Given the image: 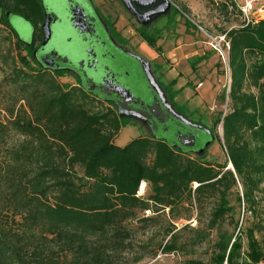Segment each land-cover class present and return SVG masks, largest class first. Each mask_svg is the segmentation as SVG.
Instances as JSON below:
<instances>
[{
  "label": "trees",
  "instance_id": "1",
  "mask_svg": "<svg viewBox=\"0 0 264 264\" xmlns=\"http://www.w3.org/2000/svg\"><path fill=\"white\" fill-rule=\"evenodd\" d=\"M222 3L226 16L236 13L241 24L224 31L231 85L222 100L228 98L229 109L214 123H222L228 160L218 167L148 136L118 146L114 140L122 119L113 106L102 107L98 100L103 98L79 85L65 89L42 69L34 74L12 68L9 82L20 87L17 101L24 103L0 122V146L7 135L18 136L0 156V264H115L131 245L125 222L147 200L156 211H173L193 196L218 194L213 226L233 209L227 190L239 182L244 210L256 204L264 181V20L246 24L233 0ZM0 9L16 11L33 24L43 20L39 0H3ZM1 22L22 41L7 17ZM143 31L148 44H155ZM229 163L233 168H227ZM142 181L148 183L143 198L137 196ZM240 232L221 237L210 261L186 264L263 262L254 231L246 249ZM170 234L162 246L165 253L178 248L177 234Z\"/></svg>",
  "mask_w": 264,
  "mask_h": 264
},
{
  "label": "rangeland",
  "instance_id": "2",
  "mask_svg": "<svg viewBox=\"0 0 264 264\" xmlns=\"http://www.w3.org/2000/svg\"><path fill=\"white\" fill-rule=\"evenodd\" d=\"M44 1L48 7L51 6L50 0ZM170 1L172 5L165 13L148 23H142L124 4L115 0H96L114 30L115 37L129 51L148 62L154 79L167 86L166 92L171 93L174 98L172 102L181 107V113L193 123L211 130L212 140L204 130H196L198 139L195 150H201L208 141L211 142L199 152L188 151L185 154L204 164L218 167L227 162L228 156L222 123L215 126L214 122L221 113L224 116L229 109L228 98L223 101L222 94L224 91L228 93L231 85L228 50L225 42H222L220 51L218 43L225 30L241 24V17L234 12L227 17L222 0ZM238 1L243 3V0ZM9 10L0 9V122L11 118L9 110H18L24 103L23 100L17 101L23 95L20 87L9 82L12 68L20 67L34 74L41 72L28 45L23 41L18 42L16 35L10 34L8 27L1 22L2 17H7ZM9 24L22 40H33V22L17 13L11 15ZM143 30L152 35L149 37L155 39V44H148ZM102 35L106 38L104 32ZM106 40L120 61L141 65L122 46L110 43L107 38ZM57 46L67 50L63 44L57 43ZM23 57H27L26 61ZM108 63L116 66L112 60H108ZM45 73L55 76L65 89L78 85L70 75L46 70ZM120 81L134 93L146 96L141 83L136 84L126 75H122ZM98 101L103 102L102 107H111L103 99ZM148 134V128L141 121L124 118L114 142L123 147L134 138ZM17 139L15 134L5 137L8 143ZM6 143L0 146V156L6 152ZM196 186L195 183L194 187ZM239 195H243L240 182L227 190V198L233 209L216 226L212 225V220L220 201L218 194L193 196L192 202L177 203L173 211L170 208L156 211L152 201L147 200L146 205L138 209L134 217L126 220L131 245L117 256L115 264H186L189 259L210 261L216 250V242L221 237L227 238L239 231L245 249L250 230L254 231V236L260 240L264 249V181L257 192V202L251 208L247 205L244 210V203L239 200ZM146 209L151 210L150 215L145 214ZM146 218L150 220H145ZM170 231L177 234L178 248L165 253L162 246L170 239ZM200 236L205 239L197 243ZM259 264H264V261Z\"/></svg>",
  "mask_w": 264,
  "mask_h": 264
},
{
  "label": "flooded vegetation",
  "instance_id": "3",
  "mask_svg": "<svg viewBox=\"0 0 264 264\" xmlns=\"http://www.w3.org/2000/svg\"><path fill=\"white\" fill-rule=\"evenodd\" d=\"M115 1L124 4L129 10L123 0ZM39 2L43 20L39 23L34 22V38L28 46L32 47L34 61L40 69L70 75L89 93L105 99L116 109L117 113L121 108L125 112L131 111L136 114L137 116L132 118L141 121L148 128V137L170 142L183 152L195 150L196 144L192 148L183 147L179 139L184 141L189 135L194 134L197 143L196 130L198 129L184 125L174 116V113L166 108L160 96L149 84L142 64L120 61L112 52L111 46L107 45L106 38L110 43L115 42L122 46L129 56L136 59L132 52L115 37L114 30L96 0H50L51 6L49 7L44 0H39ZM8 12L11 15L17 14L13 10ZM11 15L7 16L8 22ZM18 15L23 17L20 13ZM47 18L50 21L51 36L45 43L44 25ZM103 32L106 38L102 35ZM57 43L65 45L67 50L60 49ZM44 60L48 63L45 64ZM108 60L115 62L116 66H112ZM122 75L128 76L136 84L141 83L146 96L134 93L131 88L122 83L120 81ZM158 85L167 94L168 100L174 102L171 93L166 92L167 86H164L160 80ZM121 87L130 94L118 95L115 90L123 91ZM127 97L133 101L126 103L124 98ZM173 107L177 112H182L181 107L175 103Z\"/></svg>",
  "mask_w": 264,
  "mask_h": 264
},
{
  "label": "water",
  "instance_id": "4",
  "mask_svg": "<svg viewBox=\"0 0 264 264\" xmlns=\"http://www.w3.org/2000/svg\"><path fill=\"white\" fill-rule=\"evenodd\" d=\"M123 1L125 2L127 7L129 8L130 12L133 13L136 16V18L142 23H148L152 19H154L155 17L165 13L168 9H170V7L172 5V2L170 0H123ZM10 15H11V13L8 12L7 16L9 17ZM44 33H45V43H47L50 36H51V26H50V21L48 18H47L46 23L44 25ZM22 41L27 45L30 44V42H26L25 40H22ZM132 54L142 64L143 71L147 77L149 84L153 87V89L160 96V99L162 100V103L166 106V108H168L172 113H174V116L176 118H178L184 125L191 126V127L196 128V129H201V130H204L205 132H207L211 136V140H212L213 135L211 134L210 129H208L204 125H199V124L193 123L191 120H188L182 113H179L175 110V108L173 107V103L168 100L167 94H165L163 92V89L158 85V81H156V79H154L148 62L145 61V59L140 57L139 55H136L135 53H132ZM33 55H34V53H33ZM43 62L45 64L48 63L47 60H44ZM122 89H123V91L115 90V92L118 95H122V96H125V94H127V93L130 94L129 91L125 90L124 88H122ZM124 100L126 103L133 101L132 99H130V97L124 98ZM118 115L121 119H124V118L133 119L132 118L133 116H137L136 114L132 113L131 111L125 112L121 108L119 109ZM179 142H180V144H182L183 147L192 148L196 144V136L194 134H191L184 141L179 139ZM210 142L211 141H208L205 147H207ZM172 146L177 148L176 145H172ZM204 148H202L201 150H203ZM201 150H190V151L199 152ZM228 168H233L232 163H231V165L228 166Z\"/></svg>",
  "mask_w": 264,
  "mask_h": 264
},
{
  "label": "built area",
  "instance_id": "5",
  "mask_svg": "<svg viewBox=\"0 0 264 264\" xmlns=\"http://www.w3.org/2000/svg\"><path fill=\"white\" fill-rule=\"evenodd\" d=\"M236 7L241 11L243 19L246 24L255 23L260 20H264V0H243V3H240L238 0H233ZM225 42L227 50L230 49V43L226 38V35L221 36L220 41L218 43L219 50H222L221 43ZM222 53H225L222 52ZM148 191V183L146 181H142L138 191V197H145ZM146 215L151 214L150 209L145 210Z\"/></svg>",
  "mask_w": 264,
  "mask_h": 264
}]
</instances>
